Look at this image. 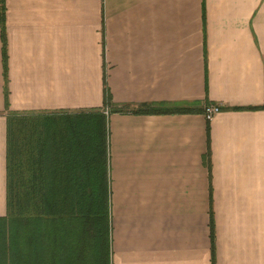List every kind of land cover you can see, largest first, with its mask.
<instances>
[{"label":"crops","instance_id":"0c3cea01","mask_svg":"<svg viewBox=\"0 0 264 264\" xmlns=\"http://www.w3.org/2000/svg\"><path fill=\"white\" fill-rule=\"evenodd\" d=\"M6 104L106 115L109 264H264V0L0 3V215Z\"/></svg>","mask_w":264,"mask_h":264},{"label":"trees","instance_id":"16d2710c","mask_svg":"<svg viewBox=\"0 0 264 264\" xmlns=\"http://www.w3.org/2000/svg\"><path fill=\"white\" fill-rule=\"evenodd\" d=\"M6 111L0 264H109L106 115Z\"/></svg>","mask_w":264,"mask_h":264},{"label":"built area","instance_id":"2783aa9c","mask_svg":"<svg viewBox=\"0 0 264 264\" xmlns=\"http://www.w3.org/2000/svg\"><path fill=\"white\" fill-rule=\"evenodd\" d=\"M203 116L205 120L211 119L215 114L217 115L218 112L221 111V107L218 104H208L203 106Z\"/></svg>","mask_w":264,"mask_h":264},{"label":"rangeland","instance_id":"374dc122","mask_svg":"<svg viewBox=\"0 0 264 264\" xmlns=\"http://www.w3.org/2000/svg\"><path fill=\"white\" fill-rule=\"evenodd\" d=\"M0 192H1V190H0ZM1 194V193H0Z\"/></svg>","mask_w":264,"mask_h":264}]
</instances>
